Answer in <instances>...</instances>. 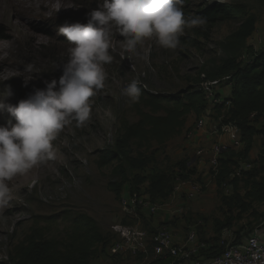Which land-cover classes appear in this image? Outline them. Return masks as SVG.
Returning <instances> with one entry per match:
<instances>
[{"label":"rangeland","instance_id":"obj_1","mask_svg":"<svg viewBox=\"0 0 264 264\" xmlns=\"http://www.w3.org/2000/svg\"><path fill=\"white\" fill-rule=\"evenodd\" d=\"M214 2H228L254 15L259 30L247 44L264 51V46L257 42L258 35L264 37V0H186L183 11L186 17H195L198 10ZM101 3L102 0H0V90L10 85L14 93L7 103L18 104L36 89L46 88L45 81L59 80L71 47L59 28L66 23H87L89 13ZM241 22V17L218 21L206 39L193 33L198 26L185 28L175 49H165L153 38L129 53L124 49L123 36L112 37L113 61L104 65L105 87L90 98V120L83 127H77L75 121L64 127L53 141L55 160L38 164L8 182L11 200L0 207V264H13L15 246L35 229L45 239L68 242L72 220L79 214L92 217L104 236L91 264H149L155 259L152 252L112 256L110 247L119 239L113 230L116 224L140 223L151 233L165 222L183 240L191 229L207 240L215 235L218 222H230L228 227L234 230L237 241L258 226L264 217V203L251 201L247 195L253 180H264V132L255 137L248 156L242 148H231L227 159H221L222 154L215 162L211 147L226 138L221 131L216 132L225 112L221 107H208L203 115L206 126L199 131L195 129L199 117L189 114L181 134L164 145L153 143L147 152L152 155V162L143 169L128 168L126 182H121V173L115 170L119 161L99 165L102 155L115 149L122 123L139 119V101L131 102L121 90L136 79L146 91L175 95L197 83V79L201 82L203 75L218 70L229 56L224 46ZM190 38H195L196 43H189ZM29 63L34 66L31 73L25 71ZM226 90L229 94L230 90ZM10 119L7 112L0 113V125H7ZM254 125L262 130L264 115ZM129 156H139L135 145ZM229 158L233 159L226 161ZM184 162H188L187 168ZM221 162L224 172L230 175L219 186L215 167L219 170ZM157 171L171 178L172 193L180 180L187 179L200 183L202 191L194 198L175 193L171 198L154 199L157 203H169L156 215L134 214L124 208L122 198L132 192L133 185L152 199L149 182L138 181ZM234 175L235 184L231 183ZM112 188L119 189V193ZM164 210L170 218L162 221Z\"/></svg>","mask_w":264,"mask_h":264},{"label":"trees","instance_id":"obj_2","mask_svg":"<svg viewBox=\"0 0 264 264\" xmlns=\"http://www.w3.org/2000/svg\"><path fill=\"white\" fill-rule=\"evenodd\" d=\"M196 14L206 18L207 23L203 27L193 28V33L196 37L205 39L210 36L212 28L218 21L242 18L241 25L230 35L224 46L229 56L218 70L209 73L207 78L230 76L225 83L231 85V95L215 108L225 109L222 122H233L238 126L244 142L242 151L248 156L253 149L255 137L264 132V128L260 130L254 125V122L264 115V51L254 50L247 44L257 30V19L252 14L248 15L243 7L228 2H214L198 10ZM187 41L191 44L196 43L195 38ZM242 54L249 56V62L241 60ZM196 81L197 83L189 84L175 95L154 93L142 88L139 105L136 108L139 119L136 122L122 123L115 149L107 150L102 155L99 165L103 167L119 161L115 170L121 173V182H126L128 168L143 169L152 162L153 157L147 152L153 143L166 144L181 134L189 114L194 113L200 118L210 107L204 93L198 87L199 79ZM134 145L139 151V156L130 157L129 151ZM227 152L232 151L224 152L221 159H227ZM261 156L264 160V156ZM242 158L241 160H246L245 157ZM229 159L226 161H231L233 158ZM183 165L187 168L188 162H184ZM229 175L224 172V165L221 162L216 176L217 185L221 186ZM145 181L149 182L148 192L152 201L157 198L167 199L172 194L171 178L163 172L157 171L147 178L141 177L138 183ZM236 181L237 175H234L231 183L235 184ZM131 187L132 192L141 193L138 186ZM112 190L119 193V189L112 188ZM247 196L251 201L264 203V180H253ZM229 224L230 222L227 225L217 223L215 235L212 239H207L211 245L203 251L206 257H212L222 251L217 244L218 235ZM68 234L69 241L61 243L56 239H45L38 230H33L15 246L12 255L13 264H91V258L97 253V246L104 241L97 222L87 214H79L72 220V228ZM171 260V257H157L149 264H169Z\"/></svg>","mask_w":264,"mask_h":264},{"label":"clouds","instance_id":"obj_3","mask_svg":"<svg viewBox=\"0 0 264 264\" xmlns=\"http://www.w3.org/2000/svg\"><path fill=\"white\" fill-rule=\"evenodd\" d=\"M185 2L102 0L89 13L87 23H66L59 28L71 45L59 80L45 81L46 88L36 89L18 104L6 102L14 94L10 85L0 90V113L7 112L11 117L7 125H0V207L11 200L9 181L56 159L53 141L65 126L75 121L77 127H83L90 120V98L105 87L104 65L113 61L112 37L123 36L124 49L129 53L153 38L159 46L175 49L185 28L207 23L199 15L186 17ZM33 68L29 63L25 71L31 73ZM142 87L134 79L121 91L135 103Z\"/></svg>","mask_w":264,"mask_h":264},{"label":"built area","instance_id":"obj_4","mask_svg":"<svg viewBox=\"0 0 264 264\" xmlns=\"http://www.w3.org/2000/svg\"><path fill=\"white\" fill-rule=\"evenodd\" d=\"M257 42L259 45L264 46V37L258 35ZM241 60L249 62V56L242 54ZM229 78L230 76L222 79H209L206 75H203L198 87L204 93L210 107H216L225 101L228 96L226 89L231 91V85L225 83ZM205 126L206 118L202 116L198 119L195 129L197 131L203 130ZM216 129V132L221 131L228 141H218L212 145L210 154L215 162L217 157L229 149H240L244 145L240 129L235 123L220 122ZM247 167H250V165L247 164ZM217 172L218 170L215 167V173ZM237 175H240L239 171ZM174 190L168 198H171L175 193H180L181 196L187 198H194L201 193L202 186L196 181L187 179L180 180ZM122 205L134 214L141 212L156 215L169 203L154 202L149 196H143L141 193L134 191L122 198ZM137 224L135 226L122 224L113 226V230L118 234L119 239L113 242L110 247L112 256L148 255L152 252L154 258L171 257L172 260L169 264H264V217L257 227L239 241H237L233 229L224 228L218 235L217 241L222 251L212 257H206L203 254V251L209 248L211 242L199 238L196 229H191L185 240L178 242L176 240L177 235L167 224L160 225L151 233L142 228L140 223ZM150 245L152 249H149Z\"/></svg>","mask_w":264,"mask_h":264},{"label":"crops","instance_id":"obj_5","mask_svg":"<svg viewBox=\"0 0 264 264\" xmlns=\"http://www.w3.org/2000/svg\"><path fill=\"white\" fill-rule=\"evenodd\" d=\"M257 30H259L258 27H257ZM257 30H256V31H257ZM254 34H255V33H254ZM251 38H252V37H251ZM249 40H250V38H249ZM249 40H248V41H249ZM230 95H231V91L229 92L228 96H230ZM224 140H225L224 142H227V141H228L227 138H225ZM167 218H170V216H169L168 212H167L166 210H164V214L161 215V220H162V221H165ZM176 240H177L178 242H182V241H183L182 237H177Z\"/></svg>","mask_w":264,"mask_h":264}]
</instances>
